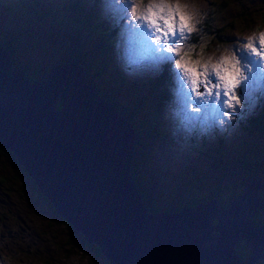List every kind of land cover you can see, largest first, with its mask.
<instances>
[{
	"label": "water",
	"instance_id": "obj_1",
	"mask_svg": "<svg viewBox=\"0 0 264 264\" xmlns=\"http://www.w3.org/2000/svg\"><path fill=\"white\" fill-rule=\"evenodd\" d=\"M81 63L70 58L31 80L0 49V147L57 214L112 264H237L240 240L254 252L247 264L264 259V224L253 222L264 215L263 176L247 181L225 208L214 197L180 212L149 211L131 174L136 128L97 96Z\"/></svg>",
	"mask_w": 264,
	"mask_h": 264
},
{
	"label": "rangeland",
	"instance_id": "obj_2",
	"mask_svg": "<svg viewBox=\"0 0 264 264\" xmlns=\"http://www.w3.org/2000/svg\"><path fill=\"white\" fill-rule=\"evenodd\" d=\"M67 1L70 2V0ZM263 2L264 0H249L245 1L244 5H252L253 9H257V5ZM88 3L91 4V2ZM135 3L139 7H136L134 12H129V19H121L119 12L110 6V0H98L97 11L93 12V15L99 14L101 18L94 20L93 16L90 19V16L85 12L71 14L69 5L64 3V0H0V17L5 19L3 23H0V28L10 29L11 26H14L19 30L20 39L27 43L28 49L37 53L35 56L23 53L24 60L35 67L36 72L43 71L42 74H38L31 80L44 79L70 59H66L63 64L49 70L50 66L45 64L47 60L44 59L47 55L50 56V52H53L52 47L55 43L45 42L43 39L47 40L49 34L61 35L63 32L58 30L63 27L69 32H72V28L78 30L76 34H69L68 37L72 38L75 35L80 43L87 44L91 48L94 63L89 66L87 57L81 60L84 62L83 68L87 76L98 88L101 84L98 83L100 81H102V85L106 84L107 88L109 86L106 92L116 98H121L125 104L134 101L132 97L128 98L125 94L138 95L142 92L137 85L132 87L133 92H131L130 89H126V87H131L126 86L124 81L118 79L128 80L132 77L142 82L152 71L156 70L152 67L156 63L152 52L154 39L149 38L145 32L138 28L130 27L140 24L135 16L140 15L144 7L150 4L165 5L164 13L175 10L179 5L177 21L179 15L191 17L190 20H186V23L194 26V30L186 35L191 37L197 33L195 35H199L200 39L198 38L197 42L188 39L181 45L180 56L184 57L181 62H185L188 68H197L201 71L207 69L206 74L213 76L216 71L225 75L227 69L232 75L238 77L233 67L234 65L241 67V64L237 63L239 56L236 49L243 47L246 52L251 51L246 46L249 40L258 46V51L264 48L259 40L261 36H264V24H261L260 15H258L255 17L254 26L242 28L247 24L238 23L236 28L225 34V39L212 43L210 48L196 50L193 58L187 57L185 56L187 49L192 55L196 44L206 46L201 41L214 36L212 34L209 37L210 31L204 28V22L210 20L211 0H146L145 2L135 0ZM6 5H11L12 10L4 9ZM22 5L28 9L25 10ZM167 6H171V8ZM229 10L232 11V7ZM77 11H79L78 7ZM155 11L159 12V9H155ZM119 23H124L123 31ZM90 28L95 30L91 31ZM133 29H137L138 32L134 33ZM140 33L146 34L143 42ZM99 34L103 37V48L97 51L93 48V43ZM15 39L17 41L16 36ZM240 41H243L244 44L241 45ZM5 45L10 46L11 44ZM112 53L116 56V64L110 62ZM169 55H174V53ZM253 55L255 54L253 53ZM177 59L179 60V57ZM257 59L264 63V56L257 57ZM130 60L135 65L140 64L138 72L129 73L124 69ZM177 71L179 70L177 69ZM200 79H204V76H201ZM175 84V99L159 109H152L157 118L163 121L161 129H163L164 136L163 134L159 135L160 133H158L159 137H157V133L148 134L144 143L149 140L151 146L148 144L139 152L136 160L137 178L147 180V183L151 185L153 201L158 206L166 208L164 212H172L171 208L178 206L185 200L184 198L189 196L182 190L189 192L198 190L207 193V186L210 187L215 183L213 174L225 177L226 185L240 180L242 176L239 171L242 167L239 158L250 155V150L254 152L255 146L261 150L260 152H263L264 149V135L250 129L253 116L264 112V99L258 100L251 111L241 99L236 111L226 109V115L205 114L204 112L194 114L191 107H185L186 97L183 91H178L176 79ZM200 91H204L203 87L200 88ZM235 91L239 97L240 88L237 87ZM54 106L62 109L63 101L56 100ZM112 106L114 107L113 104ZM262 124L264 127V121ZM158 126L153 116L147 125L149 129L147 133ZM135 128L137 130L136 126ZM180 131H183L184 134L180 135ZM192 134L196 139L186 140V137ZM203 136L206 140L205 144L200 143ZM137 142L136 134V150H138ZM217 160H220V166L215 167L214 162ZM7 161L8 158L5 160L2 158L3 166L0 163V169L4 174L5 168L9 166ZM131 162L134 163V160L132 159ZM201 171L204 173L203 176ZM207 174L211 179H208ZM195 175H198L197 179H195ZM9 189L11 186L9 188L5 182L0 183V243L4 248L0 253V264H106L99 256L88 262V255L83 256L84 253H74L68 258L59 259L53 254L54 250L50 242H52L55 233L62 238L64 234L63 222L55 217L45 200L32 204L28 197L29 204L25 201L19 203L13 195L12 199L10 198V192H7ZM240 191L241 189L238 188L236 194ZM46 222L49 224L46 230L50 232V236L44 234ZM48 259L50 262L47 261ZM253 263L255 264V262Z\"/></svg>",
	"mask_w": 264,
	"mask_h": 264
},
{
	"label": "trees",
	"instance_id": "obj_3",
	"mask_svg": "<svg viewBox=\"0 0 264 264\" xmlns=\"http://www.w3.org/2000/svg\"><path fill=\"white\" fill-rule=\"evenodd\" d=\"M145 1L146 0H141V2ZM245 1L249 0H211L212 12L209 16L210 20H206L204 22V28L210 31L209 37L212 34L214 36L210 39L206 38V40L201 41L206 46H200L196 44L195 50L192 51L193 56L189 52L190 50L187 49L185 56L193 58L195 56L196 50L201 51V48H210V45L212 43L221 39H225V34L230 30L236 28L238 23L247 24L243 25L242 28L252 27L255 25L256 22L255 17L260 15L259 20H261V24H264V2L257 5V9H253L252 5H244ZM97 2L98 0H92L91 4L89 5V3H85V0H70V2L64 0V3H67L69 5L71 14H81L82 12H85L87 15L90 16V19L91 16H93L94 20H98L99 18H101L99 14L93 15V12L97 11ZM22 7H24V5H22ZM77 7L79 8V11H77ZM230 7H232L233 9L232 11L229 10ZM86 8L88 9L85 10ZM4 9L12 10V6L6 5ZM24 9L27 10L28 8L24 7ZM45 15L47 17L46 13ZM4 21L5 19L0 17V23H3ZM10 29L0 28V49L8 50L10 57L12 58L11 60H13L12 63H14L18 68L23 69L29 78L32 79L38 74H42V70L39 73L36 72L35 67H33L28 61H25L23 57V53L29 56H35L37 55V53L32 50H29L27 43L20 39L18 29H15L14 26H11ZM71 30L72 32H69L68 30H66V28L63 27L62 29L58 30L63 32L61 35L56 36L54 34H49L47 40L41 38L45 42L55 43L52 47L53 52H50V56L47 55L44 59L47 60L45 64L50 66L49 70H52L57 66L63 64L64 61L68 58H76L77 60L81 61L84 57H87L86 60L89 66L94 63L91 48L87 44L80 43L75 35L72 38L68 37L69 34H76V32L78 31L74 28H72ZM90 30L93 31L95 29L90 28ZM133 32L137 33L138 31L137 29H133ZM195 34L197 33H194L191 36V40L193 42H197L198 38L200 39V36H197ZM15 36L17 38V41L22 42L16 43L17 41L15 39ZM140 36L143 42L146 38V34L140 33ZM5 44L11 45L9 46ZM102 45L103 37L101 34H99L96 41L93 43V48L98 51L103 48ZM110 62L113 64L116 63L113 60H110ZM82 63L84 65V62ZM127 69L129 73L138 72L134 69L131 60L127 66ZM86 78L88 80V84L90 82V84H93L92 80L89 78V76H87V74ZM118 80L124 81V84L126 86H130L131 88L126 87V89H130L131 92H133L132 87L137 85L142 93H139L138 95L131 93L125 94L126 97H132L134 100L125 104L124 100H122L121 98H116L114 95L108 94L106 90L109 88V86L107 88V85H102V81H100L98 83H101V87L99 86L98 88L95 86L97 94L98 96H101V98H104L108 102L113 104L116 109L120 110L121 113L124 114L134 124V126L137 127L136 133L138 137V150H135L134 152V163L131 167V174L133 176V180L137 186V189L141 195V198L145 206L149 209V211H165L166 208L158 206L156 202L153 201L154 196L151 192L153 189L151 185L147 183V180H140L137 178L136 160L140 154L139 152H141L148 144L151 146L149 140L144 143L148 134H163V129H161L160 126L161 123L163 124V121L154 116L155 114L152 109H159L163 105L173 101V96L175 93L174 87L176 84L172 71V65H161L158 69L156 68V70L152 71V73L149 74L142 82H139L132 77H130V79L128 80H123V78H119ZM153 116L155 117V120L157 121L159 126L158 128H153L150 132L147 133V131H149L147 125L149 124V120ZM263 121L264 112H260L259 114H256V116L254 115L253 119L251 120L250 129L252 131L259 132L264 135V127L262 124ZM188 132L190 131L188 130ZM179 133L180 135L184 134L183 131H180ZM159 135L157 137H159ZM194 139H196L194 134L188 135V137H186V140L189 141H192ZM205 142L206 140L203 136L200 143L205 144ZM249 147L251 146L249 145ZM260 151L261 150L257 146H255L254 152L250 150V155H245L239 158L242 167V169L239 171V174L242 176L240 180L233 181L232 183H230L231 185H226V183L224 182V180L226 179L225 177H223L222 175L219 176L217 174L214 176L213 174L212 177H214L213 181L215 183L210 187L209 185L207 186V193H203L198 190H192L190 192L188 190H182L189 196L184 198L185 200L181 202L178 206L171 208L170 210L172 212H179L185 207H196L199 203L208 202L214 197H217L219 199L221 208L227 207L228 204L231 203L232 199L237 195L236 193L238 188L242 191L243 186L247 181H249L253 177L258 176L259 174H261L264 179V149L263 152ZM218 153L219 156H221L220 151H218ZM2 158L4 160L8 158L7 164H9V166L5 168V174L2 173L0 169V183L5 182V184L9 186V188L11 186V189L7 190L8 193L10 192V198L12 199L13 195L14 197H16L19 203L25 201L28 204V197L31 199L32 204L40 200H45L55 217L63 222L64 234L62 238L58 237L57 235L59 234L55 233L56 235H53L52 242H50L51 247H53V250L55 252H53V254H55L59 259H65L73 255L74 253H84L83 256L88 255V262L99 256L100 259H102L106 264H112L102 255L98 244L85 240L84 235L82 233L75 230L74 226L70 222H68L57 214L53 204L39 191L38 186L31 178L30 174L27 172V169L22 164H18V159L9 149H3L0 147V163H2L3 166ZM214 166H220V160L215 161ZM201 172V175L203 176L204 173L203 171ZM207 177L208 179H211L210 175L208 174ZM197 178L198 175H195V179ZM260 193L264 194V180L261 186ZM253 222L257 225H263V213L258 212V214L255 215ZM215 223H217L216 219ZM47 225L49 224H47L46 222L44 234H48V236H50V232L46 230ZM2 250H4V248L2 246V243H0V253ZM235 253L243 264H247L252 255L254 254L253 250L248 248V243L244 240L239 241V243L235 247ZM78 256L80 257L82 255ZM262 259L263 258L258 257L255 261V264H262ZM47 261L50 262L49 259Z\"/></svg>",
	"mask_w": 264,
	"mask_h": 264
},
{
	"label": "snow or ice",
	"instance_id": "obj_4",
	"mask_svg": "<svg viewBox=\"0 0 264 264\" xmlns=\"http://www.w3.org/2000/svg\"><path fill=\"white\" fill-rule=\"evenodd\" d=\"M110 6L119 12L121 19H129V12H134L135 8L139 7L135 0H110ZM165 7L163 4H150L144 7L141 14L135 16L140 24L130 27L138 28L145 32L149 38L154 39L152 52L156 63L152 65L153 68L158 69L163 64L172 65L177 89L183 91L186 97V108L191 107L194 114L204 112L205 114L226 115V109L236 111L241 99L249 111L256 106L258 100L264 99V63L257 59V57L264 56V48L258 51V46L249 40L246 46L251 51L246 52L243 47L236 49L239 56L237 63L241 64V67L235 65L233 67L238 77L232 75L227 69L225 75L216 71L213 76L206 74L207 69L201 71L197 68H188L185 62H181L184 57L180 56V49L185 40L191 39L190 35H186V33L190 34L194 30V26L186 23V20H190L191 17L179 15L177 21L179 5L176 6L175 10H170L168 13H164ZM167 7L171 8V6ZM155 9H159V12ZM259 40L260 44L264 45V36H261ZM239 43L244 44L243 41ZM172 53L174 55H169ZM201 76H204V79H200ZM201 87L204 89L203 92L200 91ZM237 87L240 88L239 97L235 91Z\"/></svg>",
	"mask_w": 264,
	"mask_h": 264
},
{
	"label": "clouds",
	"instance_id": "obj_5",
	"mask_svg": "<svg viewBox=\"0 0 264 264\" xmlns=\"http://www.w3.org/2000/svg\"><path fill=\"white\" fill-rule=\"evenodd\" d=\"M115 57H116L115 54L112 53V60L116 62V58H115ZM115 64H116V63H115ZM132 64H133V62H132ZM139 65H140L139 63H138L137 65L133 64L134 69L137 70V67H139ZM124 69L128 70L127 67H125ZM138 71H139V70H138ZM27 77H28V76H27ZM28 78H29V77H28ZM30 79H31V78H30ZM89 85H94V84H90V83H89ZM94 87H95V85H94ZM154 116H156V115H154ZM156 118H157V116H156ZM164 121H165V120H164ZM160 126H162V123H161Z\"/></svg>",
	"mask_w": 264,
	"mask_h": 264
},
{
	"label": "bare ground",
	"instance_id": "obj_6",
	"mask_svg": "<svg viewBox=\"0 0 264 264\" xmlns=\"http://www.w3.org/2000/svg\"><path fill=\"white\" fill-rule=\"evenodd\" d=\"M7 52H8V50H7ZM9 53V52H8ZM9 56H10V54H9ZM11 58V57H10ZM12 61V60H11ZM13 64V63H12ZM82 65H83V63H81ZM84 66V65H83ZM120 111V110H119ZM121 112V111H120ZM124 115V114H123ZM136 146V145H135ZM135 146H134V148H132V152L134 153L135 152ZM134 158V157H133ZM130 161H132L131 159H130ZM132 162L130 163V165H131V167H132ZM180 212V211H179ZM236 246H237V244H236ZM235 246V247H236ZM236 257H237V254H236ZM257 259V258H256ZM256 259L253 261V262H255L256 261ZM237 264H243L242 262H240L238 259H237Z\"/></svg>",
	"mask_w": 264,
	"mask_h": 264
},
{
	"label": "flooded vegetation",
	"instance_id": "obj_7",
	"mask_svg": "<svg viewBox=\"0 0 264 264\" xmlns=\"http://www.w3.org/2000/svg\"><path fill=\"white\" fill-rule=\"evenodd\" d=\"M263 261H264V259H262V264H263Z\"/></svg>",
	"mask_w": 264,
	"mask_h": 264
},
{
	"label": "crops",
	"instance_id": "obj_8",
	"mask_svg": "<svg viewBox=\"0 0 264 264\" xmlns=\"http://www.w3.org/2000/svg\"><path fill=\"white\" fill-rule=\"evenodd\" d=\"M175 78V77H174Z\"/></svg>",
	"mask_w": 264,
	"mask_h": 264
}]
</instances>
